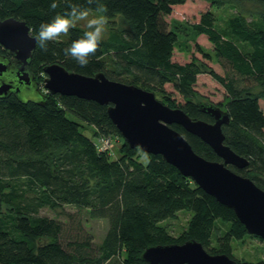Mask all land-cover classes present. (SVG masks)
Segmentation results:
<instances>
[{
	"label": "trees",
	"instance_id": "trees-1",
	"mask_svg": "<svg viewBox=\"0 0 264 264\" xmlns=\"http://www.w3.org/2000/svg\"><path fill=\"white\" fill-rule=\"evenodd\" d=\"M186 1L98 0L89 5L87 0H70L93 11L98 4L107 8V30L98 51L86 67L65 55L64 49L87 31L76 25L67 35L49 41L46 49L37 44L30 71L36 81L44 80V67L52 64L85 76L103 73L112 81L153 92L160 102L181 108L192 119L213 123L198 107L201 101H194V86L200 74L215 73L205 62L214 57L245 79H254L264 97V0H231L240 10L225 28L218 26L211 11L225 1L203 0L211 4L210 9L198 23L190 24L183 37L176 22L167 17ZM53 2L0 0V20L24 21L37 36L42 23L68 9L66 0H55V10L50 7ZM247 15L252 18L249 23ZM201 36L213 47L212 54L198 44ZM193 49L204 60L192 55ZM176 51L190 54L191 59L175 61ZM0 53L8 54L1 45ZM168 84L183 102L166 89ZM42 94L40 102H23L15 94L0 98V264H148L141 257L147 247L188 240L201 243L209 254L234 258L233 240L243 242L249 236L264 243L248 234L233 209L182 175L163 156L131 148L110 119L108 106L76 96ZM259 98L249 88H233L218 106L230 118L222 127L224 144L248 161L245 169L229 168L264 190V112ZM171 127L197 154L221 161L200 138L177 124ZM98 137L120 138L119 156L99 151L93 141ZM65 205L87 210L89 218L106 220L99 244L90 233L66 245L61 242L63 223L40 211ZM181 210L192 216L187 228L173 235L162 223ZM218 220L228 227L214 245ZM237 262L264 264V260Z\"/></svg>",
	"mask_w": 264,
	"mask_h": 264
},
{
	"label": "water",
	"instance_id": "water-1",
	"mask_svg": "<svg viewBox=\"0 0 264 264\" xmlns=\"http://www.w3.org/2000/svg\"><path fill=\"white\" fill-rule=\"evenodd\" d=\"M0 45L19 64H10L0 54V98L15 94L23 102H40L43 94L29 68L37 40L26 22L13 17L0 20ZM44 73L43 84L49 93L108 106L110 119L131 148L163 156L182 175L233 209L248 234L264 241V190L229 168L245 169L248 161L224 144L222 127L230 122L226 111L214 104L197 103L202 112L213 118L214 122L208 123L192 119L181 108L163 104L153 92L112 81L103 73L85 76L59 64L44 67ZM173 124L208 144L221 161L197 154L183 135L171 127ZM141 257L148 264H238L225 254H209L195 240L149 246Z\"/></svg>",
	"mask_w": 264,
	"mask_h": 264
},
{
	"label": "rangeland",
	"instance_id": "rangeland-1",
	"mask_svg": "<svg viewBox=\"0 0 264 264\" xmlns=\"http://www.w3.org/2000/svg\"><path fill=\"white\" fill-rule=\"evenodd\" d=\"M223 1V0H222ZM225 2L219 7H212L211 11L214 13L218 26L220 28L226 27L227 20L235 15L240 7L237 6L231 0H224ZM209 3L203 0H187L185 4L174 7L172 14L167 17V20H174L180 31V34L184 37L185 33L189 32L188 28L200 21L201 14L210 9ZM250 7V5H247ZM95 14V11H93ZM246 22H251L250 16L245 17ZM191 24V25H190ZM78 26L86 28V22L81 21L77 23ZM107 30V26H106ZM190 34V33H189ZM198 44L212 54V46L208 42L206 36H201L197 40ZM192 55L204 60V57L193 49ZM191 59V55H185L181 52L176 51L174 54V60L180 63H185ZM207 66L210 67L215 73H202L197 77V82L194 86L197 95L194 96V101L205 102L206 104L217 105L221 102L226 101L230 89H238L241 91L249 90L260 96L259 102L264 112V97H262V89L259 83H256L254 79H245L241 75L237 74L228 64H222L218 62L214 57L212 60H205ZM216 74V76H215ZM46 76V75H45ZM45 78V77H44ZM36 79V77H35ZM38 81L41 93H47L48 91L44 88L43 81ZM169 92L175 95L178 102H183L182 97L174 91L171 84L166 86ZM166 105V104H165ZM169 106V105H167ZM171 107V106H169ZM176 108V107H171ZM88 135L91 137V132L88 130ZM98 144L99 151H106L112 157L117 158L119 156V148L121 140L118 137L109 139V144L105 143L100 137L94 138ZM102 145L105 147L102 149ZM40 215L48 216L50 218L61 221L64 225V231L61 236V242L66 245L68 241L82 239L87 233L93 235V242L99 244L106 232L107 222L105 219L89 218L87 210L76 208L71 205H65L58 207L54 210L49 208H43L40 211ZM192 216V212L187 210H181L176 213L175 216L166 219L162 225H165L173 235L180 234L188 226V221ZM218 220L219 232L214 231L212 236L213 244H216V237L219 233H225L228 224ZM232 253L235 259L239 261L257 262L264 260V243L253 239L249 236L244 238V241L233 240L232 241Z\"/></svg>",
	"mask_w": 264,
	"mask_h": 264
},
{
	"label": "clouds",
	"instance_id": "clouds-1",
	"mask_svg": "<svg viewBox=\"0 0 264 264\" xmlns=\"http://www.w3.org/2000/svg\"><path fill=\"white\" fill-rule=\"evenodd\" d=\"M98 0H87L89 5ZM68 9L60 14L58 13L51 22L42 23L36 36L37 44L40 48L46 49L49 41H55L61 36H65L81 21L86 22L87 31L73 41L71 45L64 49L66 56L73 58L81 67H86L89 63V57L96 54L106 33L108 17L104 15L107 8L98 4L95 14L90 8L82 7L78 4L66 0ZM55 10L58 4L54 2L50 5Z\"/></svg>",
	"mask_w": 264,
	"mask_h": 264
},
{
	"label": "flooded vegetation",
	"instance_id": "flooded-vegetation-1",
	"mask_svg": "<svg viewBox=\"0 0 264 264\" xmlns=\"http://www.w3.org/2000/svg\"><path fill=\"white\" fill-rule=\"evenodd\" d=\"M4 58V60L8 61L10 64L12 65H15V66H18V61L11 55H7V54H4V53H0ZM34 82H36V79L34 78L33 80ZM38 82V81H37ZM12 95V94H11Z\"/></svg>",
	"mask_w": 264,
	"mask_h": 264
},
{
	"label": "built area",
	"instance_id": "built-area-1",
	"mask_svg": "<svg viewBox=\"0 0 264 264\" xmlns=\"http://www.w3.org/2000/svg\"><path fill=\"white\" fill-rule=\"evenodd\" d=\"M103 140L105 143H107V144H109V137H102V138H100V140ZM105 147L102 145V149H104Z\"/></svg>",
	"mask_w": 264,
	"mask_h": 264
}]
</instances>
